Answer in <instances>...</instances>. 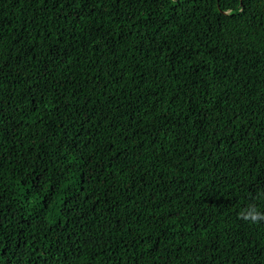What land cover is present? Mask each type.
Instances as JSON below:
<instances>
[{"label":"trees","instance_id":"trees-1","mask_svg":"<svg viewBox=\"0 0 264 264\" xmlns=\"http://www.w3.org/2000/svg\"><path fill=\"white\" fill-rule=\"evenodd\" d=\"M0 264H264V0H0Z\"/></svg>","mask_w":264,"mask_h":264}]
</instances>
